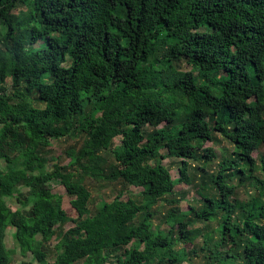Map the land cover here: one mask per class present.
I'll return each mask as SVG.
<instances>
[{
	"label": "trees",
	"instance_id": "trees-1",
	"mask_svg": "<svg viewBox=\"0 0 264 264\" xmlns=\"http://www.w3.org/2000/svg\"><path fill=\"white\" fill-rule=\"evenodd\" d=\"M218 135L232 146L221 161L206 147ZM78 136L70 162L49 166L51 141ZM262 146L264 0H0V264H16L10 225L39 264L53 238L54 264H182L200 252L204 264H264ZM168 157L177 179L157 162ZM78 172L141 188V202L92 212ZM248 183L260 193L236 208ZM178 185L197 203L182 219ZM159 202L179 219L166 230L152 223ZM200 237L198 250L176 249Z\"/></svg>",
	"mask_w": 264,
	"mask_h": 264
},
{
	"label": "rangeland",
	"instance_id": "rangeland-1",
	"mask_svg": "<svg viewBox=\"0 0 264 264\" xmlns=\"http://www.w3.org/2000/svg\"><path fill=\"white\" fill-rule=\"evenodd\" d=\"M27 5H22L20 8H18L17 12H21V10H27ZM41 45V43H40ZM39 46V45H38ZM180 69L184 70L185 72H192L193 67L187 65L186 63H182L180 65ZM12 82L11 77L8 78L7 84L10 85ZM218 142L214 143L212 141L208 142L206 144V147H212L214 152L218 156V161L222 160L226 156L229 155V152L232 151V146L223 139L221 135L217 136ZM83 137H73V138H64L62 140L56 141L52 140L51 145L49 147V156L52 160V163H49V166L53 167V165H67L70 162V159L67 156V151H69L70 148H78L81 146L83 142ZM119 144V138H116L114 140V145ZM162 155H165L166 152L162 151ZM264 155V146L259 148L253 153L254 158L257 160V163L260 164V159ZM161 165L167 167L170 170L171 177L173 179L179 178V160L175 158H164L160 161L158 160ZM154 164V162H152ZM198 165V163H197ZM216 169V164H214V167ZM78 180L81 181L83 184H85L92 192V199L90 201L89 207L92 212H95L97 208L99 207L101 202H111L112 200L116 199L117 197H120L121 199L125 200L127 198H132L136 200L137 202H141V188H136L132 186H123L118 183H109L104 180H94L89 177L83 176L82 173H77ZM255 176L261 177V172L256 171ZM51 190L55 194H59L63 196V208L66 210V212L71 216V218L76 219L77 213L72 209L71 207V198L68 196V193L65 189V187L61 184L60 180L54 179L50 181L49 183ZM178 197L180 198V203L178 206V209L180 211L181 216H179V219H182L183 217L189 216L190 211V205H196L195 202L196 195L192 191V189L189 186L186 185H178ZM247 192L249 194L254 193L255 196H258L260 193V190L252 184L248 183L241 187L238 190V194L240 196L239 202H237V206L243 202L242 199H249L250 196L247 195ZM264 199V196H263ZM7 204L11 206L13 209H17L21 207L20 203L16 201L14 198H6ZM194 201V202H193ZM169 210V207L164 202H159L157 206L154 208L155 214L152 219V223L154 226H159L163 230L168 229L170 225L176 224L179 219L175 220H168L167 211ZM218 219V218H217ZM218 221L216 219L210 221L209 223H206L204 225V228H206V231L209 232L210 236L213 240H215L218 237L216 230ZM73 224L69 223L66 225L65 230H68L70 227H72ZM196 227H202L201 224H195ZM16 229L10 225L7 229V236H6V242L7 246L11 249H14V262L16 264H23L24 262L28 264H39L37 260H34L31 254L25 253L21 247L18 246L16 239L14 237ZM58 243V240L56 238H53L50 242V255L48 257V264H54L56 260V254L57 250L55 248L56 244ZM203 238L200 237L195 240L193 245H181L179 244L177 248L184 247L187 251H191L192 249L198 250V248L202 245ZM134 243L130 244L129 247H133ZM182 264H204V256L202 252L199 254H193L191 257H188L187 260H185Z\"/></svg>",
	"mask_w": 264,
	"mask_h": 264
}]
</instances>
